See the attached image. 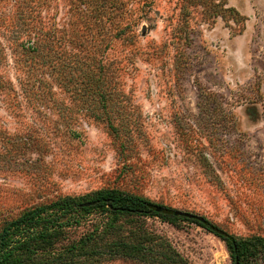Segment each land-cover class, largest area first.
<instances>
[{
	"label": "rangeland",
	"instance_id": "obj_1",
	"mask_svg": "<svg viewBox=\"0 0 264 264\" xmlns=\"http://www.w3.org/2000/svg\"><path fill=\"white\" fill-rule=\"evenodd\" d=\"M197 1L0 0V230L34 206L117 189L264 237V0H227L246 17L235 36L241 23ZM60 221L51 244L14 257L231 264L188 221L100 209Z\"/></svg>",
	"mask_w": 264,
	"mask_h": 264
},
{
	"label": "trees",
	"instance_id": "obj_2",
	"mask_svg": "<svg viewBox=\"0 0 264 264\" xmlns=\"http://www.w3.org/2000/svg\"><path fill=\"white\" fill-rule=\"evenodd\" d=\"M198 1L199 5L204 7L203 13L210 20L219 17L226 22L225 13H229L233 16L234 24L241 23L238 31L233 33L234 36L244 31L246 17L234 7L228 6L227 0ZM31 45V49H36L33 44ZM86 203L90 205L83 207L82 205ZM89 209L139 217L153 216L169 224L188 221L224 242L231 264H264V237L238 239L206 218H186L177 215L174 209L159 206L117 189H102L79 198L67 196L47 205L34 206L17 218L6 222L0 230V264H21L14 257L15 254H35L36 250L51 244L60 234L61 228L67 224L60 219L70 217L74 212Z\"/></svg>",
	"mask_w": 264,
	"mask_h": 264
},
{
	"label": "water",
	"instance_id": "obj_3",
	"mask_svg": "<svg viewBox=\"0 0 264 264\" xmlns=\"http://www.w3.org/2000/svg\"><path fill=\"white\" fill-rule=\"evenodd\" d=\"M90 204L86 203V204H83L82 206L83 207H87L89 206ZM176 214L177 215H181V216H184L186 218H198L197 216L195 215H192V214H188V213H183V212H179V211H176Z\"/></svg>",
	"mask_w": 264,
	"mask_h": 264
}]
</instances>
